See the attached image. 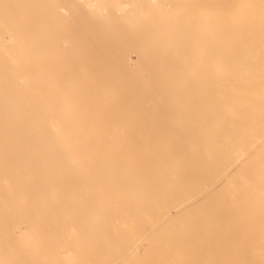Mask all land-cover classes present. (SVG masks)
Segmentation results:
<instances>
[{
    "label": "bare ground",
    "instance_id": "bare-ground-1",
    "mask_svg": "<svg viewBox=\"0 0 264 264\" xmlns=\"http://www.w3.org/2000/svg\"><path fill=\"white\" fill-rule=\"evenodd\" d=\"M0 264H264V0H0Z\"/></svg>",
    "mask_w": 264,
    "mask_h": 264
},
{
    "label": "rangeland",
    "instance_id": "rangeland-1",
    "mask_svg": "<svg viewBox=\"0 0 264 264\" xmlns=\"http://www.w3.org/2000/svg\"><path fill=\"white\" fill-rule=\"evenodd\" d=\"M71 19V17H68V20H70Z\"/></svg>",
    "mask_w": 264,
    "mask_h": 264
}]
</instances>
